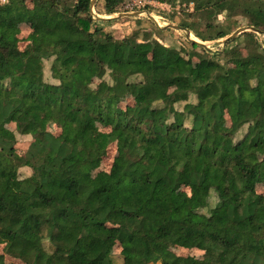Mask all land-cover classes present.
Segmentation results:
<instances>
[{"label": "trees", "instance_id": "1", "mask_svg": "<svg viewBox=\"0 0 264 264\" xmlns=\"http://www.w3.org/2000/svg\"><path fill=\"white\" fill-rule=\"evenodd\" d=\"M91 2L0 4V264L6 255L23 264H117L116 246L122 264H264L258 34L227 42L246 55L228 45L216 52L189 41L165 46L150 33L139 42L130 27L117 39L112 29L131 19L96 18ZM122 2L97 0L94 8L111 16ZM149 2L179 5L186 19L178 26L203 42L231 35L239 18L264 35V0ZM24 24L33 26L25 41L40 47L28 55L19 46ZM47 61L55 83L38 91ZM126 97L136 104L123 110L118 101ZM45 122L62 132L45 131ZM92 122L110 133L87 130ZM17 135L32 139L24 153ZM114 142L124 155L95 177ZM23 168L31 170L25 178ZM185 186L189 199L177 194ZM170 245L203 250L205 259L178 256Z\"/></svg>", "mask_w": 264, "mask_h": 264}, {"label": "rangeland", "instance_id": "2", "mask_svg": "<svg viewBox=\"0 0 264 264\" xmlns=\"http://www.w3.org/2000/svg\"><path fill=\"white\" fill-rule=\"evenodd\" d=\"M4 2L5 0H0V4ZM29 5H31L30 0H29ZM101 6H99L97 11L99 13L102 12V15H99L96 12V9L94 8V15L96 16V18L98 17L105 18V19H107L108 17L109 18L110 17L119 18L120 17L119 15L122 13H140L138 16H127V18L131 19L129 20V21H132L131 24L121 23L120 28L112 29L113 34L115 35L117 39H122L125 36H127V33H132V34H138L137 38L139 42H142L145 39V34L150 33L152 39L159 41L165 46L180 47L182 45V42L188 41L186 38L185 31L175 30L174 28L168 27V25H179L180 26V24L178 23L186 19V17L181 14V11H180L181 7L179 5H177L176 7H172L166 4H162V5L155 4L152 6L149 4V0H123L122 6L119 8L120 12L115 15H111V16L105 15ZM123 17L124 16H122V18ZM151 17L155 19L156 23L151 20ZM219 19L224 24H227V23L229 24V20L227 22L224 16L219 17ZM238 21L240 24L239 26H236L235 24L231 25V28H232L231 34L235 33L237 30L241 28L247 27V21H245L243 18H239ZM189 23H191L196 28L199 27L200 30L203 28V26L200 25L198 22H196V20L194 19L190 20ZM128 27H130V29L126 31ZM156 27L157 28L168 27V28L165 32V35L163 36V35L157 34ZM17 28L19 30V38L21 39L19 46L23 54L28 55L32 53L33 51L40 49L38 42L25 41V39L32 32L33 26L24 24V25H18ZM189 33L193 39L197 38L193 31H189ZM238 37H243L240 39V41H238V44L244 43V34L243 35L240 34ZM258 37H259V41L262 43L264 47V35H258ZM224 39L225 38L218 40V41L208 42L209 49L216 52L218 50L223 49L226 45H228L227 49L231 50L232 48H236L240 50L242 54L244 55L247 54V49L238 47L237 42H234L232 44L231 43L224 44L222 42L224 41ZM196 63L198 64V62ZM233 63H234V60L232 59H228L225 62V64L229 66L231 64L233 65ZM50 66H51V62L47 61L45 63V71H44L45 74L43 78V84L37 85L36 90L46 92L50 89V86H48L47 84L55 83V81L51 78V75H50ZM95 83H99V81L96 80ZM191 102L195 103L196 102L195 98L191 99ZM135 104H136V100L132 97H126L125 99L118 101V106L122 108L123 110H126L128 106L129 107L134 106ZM224 122L226 123L225 125L230 126L229 121L224 120ZM7 128L14 130L15 125L10 124L7 126ZM42 128L45 131L52 132L56 135H59L62 132V129L59 126H57L54 122H45L42 125ZM87 130L89 131L97 130V131H102L105 133H110L109 127H103L98 122H92L88 126ZM245 133H246V128L242 129V131L237 135L238 139L242 138V136ZM17 138H18L17 149L20 153H24L25 150L28 148V145L30 144L32 139L30 136H21V135H17ZM122 155H124V149H123L122 143L114 142L113 144H111L108 147L106 157L104 158L100 168L94 171L93 175L95 177L98 175H102V174L108 175V173L110 172L114 164L115 158L118 156H122ZM257 155L260 160L264 159V146L258 150ZM30 173H31L30 169L23 168L20 170V177L25 178L29 176ZM191 192H192L191 188L185 186V187H182L180 190H178L177 194L189 199L191 197ZM257 192L259 194H264V184L257 185ZM28 214H29V210H27V216ZM46 246L48 247V244H46ZM169 249L171 252H174L178 256L193 257L198 261L204 260L206 256L205 251L196 249V248L185 249V248H181L178 246L170 245ZM120 251H121V248L119 246H116L114 249V252H116V254H114L115 255L114 258L117 264H122V261L120 260V257H119ZM2 254H4V245H0V255ZM5 264H23V263L21 261L18 262V259L16 258V256L14 257V256L6 255ZM157 264H160V263H157Z\"/></svg>", "mask_w": 264, "mask_h": 264}, {"label": "water", "instance_id": "3", "mask_svg": "<svg viewBox=\"0 0 264 264\" xmlns=\"http://www.w3.org/2000/svg\"><path fill=\"white\" fill-rule=\"evenodd\" d=\"M96 1H97V0H92V2H91L90 12H91L92 14H94V7H95V3H96ZM139 14H140V13H122V14H120L119 16H120V17H122V16H124V17H127V16H138ZM98 18H99V19L107 20V19H113L114 17H110V18L108 17L107 19H105V18H100V17H98ZM151 20H152L153 22H155V19H154L153 17H151ZM155 23H156V22H155ZM168 27L174 28L175 30L185 31V32H186V38H187V40H188L189 42H191V43H195V44H197V45H199V46H201V47H204V48H206V49H209V47H208V43H203V42H201V41H198V40L193 39V38L191 37V35H190V33H189V31H188L187 29H183V28H181V27H179V26H177V25H168ZM168 27H167V28H168ZM167 28L165 27V28H161V29H162V30H165V29H167ZM245 32H255V33H257L258 35H262V34H261V31H260V30H257V29L254 28V27H244V28H241V29L237 30L235 33H233V34L227 36V37L224 39V41H222V42H223L224 44H226L228 41L234 39L235 37H237V36H239L240 34L245 33Z\"/></svg>", "mask_w": 264, "mask_h": 264}, {"label": "crops", "instance_id": "4", "mask_svg": "<svg viewBox=\"0 0 264 264\" xmlns=\"http://www.w3.org/2000/svg\"><path fill=\"white\" fill-rule=\"evenodd\" d=\"M149 4L150 5H155V4H158V3H155V2H149ZM160 5V4H159ZM162 5V4H161ZM178 26V25H177ZM165 28V27H164ZM167 28V27H166ZM167 29H165V30H163V31H166ZM181 31V30H180ZM195 40H198V41H200L198 38H195ZM159 42V41H158ZM201 42H203V41H201ZM203 43H208V42H203ZM20 260H18V262H19Z\"/></svg>", "mask_w": 264, "mask_h": 264}]
</instances>
